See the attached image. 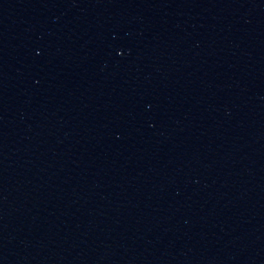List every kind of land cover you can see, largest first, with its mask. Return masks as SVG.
<instances>
[{
  "label": "water",
  "instance_id": "1",
  "mask_svg": "<svg viewBox=\"0 0 264 264\" xmlns=\"http://www.w3.org/2000/svg\"><path fill=\"white\" fill-rule=\"evenodd\" d=\"M0 264H264V0H0Z\"/></svg>",
  "mask_w": 264,
  "mask_h": 264
}]
</instances>
